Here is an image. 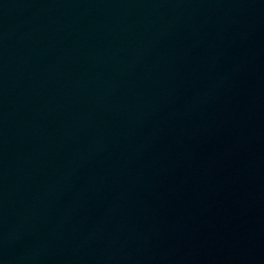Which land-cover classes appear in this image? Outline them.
Listing matches in <instances>:
<instances>
[{
    "label": "water",
    "instance_id": "1",
    "mask_svg": "<svg viewBox=\"0 0 264 264\" xmlns=\"http://www.w3.org/2000/svg\"><path fill=\"white\" fill-rule=\"evenodd\" d=\"M0 264H264V0H0Z\"/></svg>",
    "mask_w": 264,
    "mask_h": 264
}]
</instances>
